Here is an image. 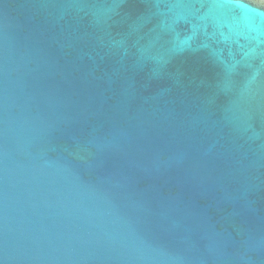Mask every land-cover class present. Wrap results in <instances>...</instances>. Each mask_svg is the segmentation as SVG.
Wrapping results in <instances>:
<instances>
[{
    "label": "water",
    "instance_id": "water-1",
    "mask_svg": "<svg viewBox=\"0 0 264 264\" xmlns=\"http://www.w3.org/2000/svg\"><path fill=\"white\" fill-rule=\"evenodd\" d=\"M0 264H264V0H0Z\"/></svg>",
    "mask_w": 264,
    "mask_h": 264
}]
</instances>
